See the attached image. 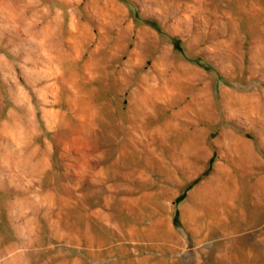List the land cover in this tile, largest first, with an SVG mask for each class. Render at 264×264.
<instances>
[{"label": "rangeland", "instance_id": "rangeland-1", "mask_svg": "<svg viewBox=\"0 0 264 264\" xmlns=\"http://www.w3.org/2000/svg\"><path fill=\"white\" fill-rule=\"evenodd\" d=\"M0 264H264V0H0Z\"/></svg>", "mask_w": 264, "mask_h": 264}, {"label": "bare ground", "instance_id": "bare-ground-1", "mask_svg": "<svg viewBox=\"0 0 264 264\" xmlns=\"http://www.w3.org/2000/svg\"><path fill=\"white\" fill-rule=\"evenodd\" d=\"M224 95L226 97H229V95L230 97L231 96L238 97L229 92H225ZM221 139L227 140L230 143L232 142L234 144V148L242 150L243 152L249 150V145L247 142L237 138L229 131H223L221 133ZM228 168L230 169L231 167L229 166ZM230 175L227 170H224L222 167L219 169L218 167L216 169L214 177L211 180L205 182L203 185L199 186L192 193L190 197L193 199L194 202L193 205H191L190 209H186V212L189 214L190 218L193 221L202 222V220L204 221V218L215 216V212L212 211V206L231 198L232 190L230 187V183H231ZM214 209L216 211L217 208L214 207Z\"/></svg>", "mask_w": 264, "mask_h": 264}]
</instances>
